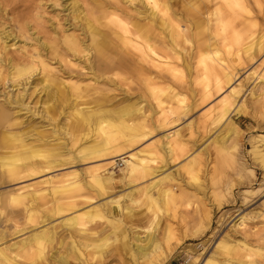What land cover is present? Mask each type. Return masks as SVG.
<instances>
[{"label":"rangeland","instance_id":"374dc122","mask_svg":"<svg viewBox=\"0 0 264 264\" xmlns=\"http://www.w3.org/2000/svg\"><path fill=\"white\" fill-rule=\"evenodd\" d=\"M240 1L245 4L248 13L232 9L221 0H170L168 4L167 16H173L182 28H187L186 34L191 42H179L175 50L178 53L174 55L181 54L187 59L189 54L194 61L199 55L197 45L203 41H216L222 58L228 59L222 46L226 44L234 57L236 50L243 45L242 41L237 44L231 39L236 32L241 34L244 43L259 41L261 48L253 59L238 51L240 60L230 62L228 67L232 80L221 93L228 94L232 87L239 86L240 89L239 107L242 113L231 115L232 122L238 127L237 149L218 148L220 142L216 137L222 138L226 134L224 125L201 124L203 112L208 106L215 105L221 94L192 105L198 97V86L176 82L163 70L160 74L170 80L156 77L158 88L165 90L166 86L172 85L183 100L180 110L183 113L168 128L177 132L176 137L181 141L177 140L182 144L172 158L162 154L153 164L155 168L161 167L162 174L169 173L173 179L168 186L174 188L176 196L173 202L166 205L162 202L154 205L148 200L144 188L153 180L151 177L134 179L123 176L121 169L124 163L119 156L114 157L115 161L107 168L112 172L113 179H108L103 185L85 183L87 170L103 162L97 157L80 159L77 153L79 142L72 144L63 130L56 132L52 129L53 124L65 122L68 106L75 96L69 98L68 94L61 93L47 96V89L35 78H30L28 84L13 88L9 82L4 84L0 80V103L19 122L13 125L14 130L36 145L42 142L58 145L65 152L67 162L57 170H44L35 175L22 172L16 180L1 177L0 243L1 246L11 244L12 255L18 253L11 264H202L226 234L229 242L247 241L249 245L263 246L264 250V164L255 160L249 151L252 146L260 144L258 134L264 133V83L256 81V75L264 70V0H259L260 7L253 0ZM79 11H92L99 17L101 22L97 27L105 31L115 45H119L112 32L116 28L104 25L107 12H117L129 24L150 22L148 11L137 0L131 3L125 0H0V74L6 73L9 63L39 57L50 64L52 73L66 79L68 85L72 82L81 85L92 83L88 78L91 75L89 66L98 67L93 49L88 51L87 61L82 53L69 52L61 43V37L71 33L82 39L84 44L88 43L82 31V13ZM215 13L228 21L223 32L216 24ZM197 19H201L202 23L195 26ZM155 23L156 26L154 22L152 24L156 27L154 43L162 54L168 50L162 38L165 32L161 26L158 27L157 21ZM52 47H56V55H51ZM187 51L190 53L186 54ZM126 52L130 58L136 59L133 50L128 48ZM107 53L112 55L111 51ZM182 62V59L176 62L181 69ZM143 67L151 71L155 69L149 64ZM157 71L155 69V73ZM113 73L118 74L113 77ZM105 76L114 78L116 84L100 82L97 85L108 89L106 94L112 97L116 108H125L144 98L145 101L141 99L140 104L145 114H150L148 104L153 102V98L146 93L140 76H134L133 71L128 69L121 72L112 70ZM68 88L63 90L68 92ZM161 96L164 100L165 94ZM118 114L110 113V117L116 118ZM147 125H151L150 118ZM41 129L45 132L39 136L37 131ZM165 129L157 127L151 135L140 139L127 151L135 152L160 140ZM77 135L80 137L81 133ZM193 157L200 162L201 168L195 179H189L184 169ZM39 161L37 157L31 159L35 166ZM74 171L82 182L81 189L77 191L73 205L63 202L59 212L55 210L53 196L47 190L38 193L34 201L30 195L17 201L7 196L10 191L25 185L39 184L60 173ZM107 173L101 172L105 176ZM112 200H118L123 210H109ZM72 216L84 224L78 226L80 231L70 227L65 220ZM241 218L243 224L237 225ZM45 228L49 231L41 237L33 236V233ZM129 231L133 232L132 238L138 237V241L147 246L148 251L155 248L145 263L133 249L124 248L123 243L129 244L132 240ZM244 235L245 238L242 237ZM37 240L44 245L39 257L35 251ZM100 243H104L102 250L95 246ZM60 256L62 258L59 259ZM220 259L216 256L215 261Z\"/></svg>","mask_w":264,"mask_h":264},{"label":"bare ground","instance_id":"6f19581e","mask_svg":"<svg viewBox=\"0 0 264 264\" xmlns=\"http://www.w3.org/2000/svg\"><path fill=\"white\" fill-rule=\"evenodd\" d=\"M125 1L131 3L136 0ZM221 1L226 6L233 7L232 9L238 8L248 13L245 4L241 3L240 0ZM253 1L260 7L259 0ZM137 2L141 3L145 10L148 11L149 23L142 24V22L136 21V23L129 24L115 11L107 12L104 15L106 20L104 25L108 24L116 28L112 32L117 37L119 45H115L110 37L108 39L107 33L97 27L101 21L92 11H79L82 13L80 20L82 31L88 38L87 44H84L82 39L79 40L78 36L72 33L61 37L62 46L67 51L82 53L87 61L89 59L88 51L93 49L98 67L95 69L92 64L89 66L91 75L88 78L93 81L92 83L88 82L81 85L80 83L72 82L68 85L66 79L56 73H52L50 64L39 57L21 63H9V69L5 74H0V80L4 84L9 82L13 88L14 86L28 84L30 83V78H35L47 89V96L60 93L68 94L69 98L75 96L68 106L65 122L53 124L52 129L56 132L57 130H63L64 133L69 135L72 144L79 142L80 148L77 153L80 159L97 157L103 162V164L91 166L87 170L85 183L87 185H91V183L103 185L108 179H113L112 172L107 171V168H109L108 165L110 163L115 161L113 160L114 157L119 156L124 163V167L121 169L123 176L134 179L151 177L153 180L144 188L145 192H147L148 200L154 202V205H157L158 202L166 205L173 202L176 196V192L173 191L174 188L168 186V183L173 179L169 173L162 174L161 167L155 168L153 164L162 154L172 158L176 154V149L182 144L181 140L177 138L178 136L176 137L177 132L170 131L168 128L178 120L179 114L183 113L180 111L183 100L180 99V93L174 90L172 85L166 86L165 90L158 88L156 77L166 80V76L160 74L163 70L167 72L170 79L176 82L198 86L199 88L196 91L198 97L194 99L192 105H195L198 101L203 103L214 95L223 93L224 86L230 83L232 74L229 72L228 67L230 62L236 61V59L240 60L238 51L246 53L250 59H253L260 50L261 45L259 41H252L249 44L244 43L241 34L236 32L231 39L237 44L242 41L243 45L236 50L235 58L229 52L230 46L228 44L222 45L228 59L222 58L219 50L220 45L216 41L210 43L203 41L197 45L199 55L194 61L188 54L190 51L186 53L188 54L187 59L182 58L181 54L174 55L176 46L179 45V42H191L186 34L187 28H182L178 21L173 19V16H167L170 0H137ZM214 4H216V1H214ZM218 10L216 8V12ZM215 16L216 24L219 25L220 30L223 32L228 26V21L218 13H215ZM155 21L158 22V27L161 26L162 31L165 32L162 38L166 46H168V50L162 54L157 51L154 43ZM153 22L155 26L153 25L152 27ZM201 23V19L194 21L195 26ZM128 48L136 53L134 54L135 60L128 56L126 52ZM108 51H111L112 55H108ZM167 51H172V53L167 54ZM50 53L51 55H56V47H52ZM180 59L183 61V69L176 64ZM89 62L92 63L91 61ZM145 64H149L153 69H158V71L155 73V69L154 71L146 69L143 67ZM126 69L132 70L134 76H140L146 93L153 98V102L148 104L150 114H145L146 112L140 104L141 99L143 100L144 98L125 108H116L117 104H113L112 97L106 94L105 90L108 89H103L97 85L100 82L115 85L114 78L105 76V74L112 70L121 72L126 71ZM113 74L112 76L116 77L118 73ZM250 74H253V72ZM256 81L264 83V70L261 74L256 75ZM66 87H70L68 92L63 90ZM162 93L165 94L164 100L161 96ZM239 94V86L230 88L228 94H221L215 105L208 106L202 114L201 124L203 126L208 124L224 125V128L227 129L226 134L222 138L216 137L217 141L220 142L218 146L220 150H225L224 147L237 149L239 145L238 127L231 120V115L242 113L239 107V101L242 96H239ZM83 98L89 100H78ZM116 112L120 113L116 118L110 117V113L114 114ZM148 118L151 120L150 126L147 125ZM18 123L17 119L0 103V179L5 176L8 179L16 180L25 171L28 175H35L44 170H57L58 167L66 165L65 152L61 147L48 142H42L38 145L32 143L22 133L14 130L13 125ZM157 127L166 128L160 140L157 139L147 147L135 152L127 151L128 148L138 144L140 139L151 135ZM44 132V129H41L37 131V134L40 136ZM77 133H81V136L78 137ZM229 141L231 143H227ZM258 141H260V144L252 146L249 151L253 154L255 160H258L263 165L264 133L258 134ZM228 144L231 145L229 146ZM35 157L40 158L38 166L31 162V159ZM200 168V162L193 157L184 171L189 179H195ZM102 171L108 172L107 175H102ZM76 176L75 171L63 172L57 177L44 179L39 184H29L10 191L7 196H10L12 201H17L19 198H25L24 196L30 195L32 201H34L38 193H44L47 190L53 196L52 200L55 210L59 212L62 210L61 205L63 202L68 206L73 205V200L77 197L75 195L81 189L82 182ZM152 190L155 193L150 192ZM109 203L111 205L109 210L112 212L119 210V208L122 209L118 200H112ZM76 218V216H72L65 218V220L70 227H75L76 230L80 231L78 226H83L84 224L76 221ZM239 224H243L242 218L237 225ZM45 231H49V229L45 228L42 231L33 233V236L35 238L41 237V234ZM129 232H131L129 233V238H132L133 232ZM242 237L245 238V235ZM138 240V237L135 236L129 241V244L125 242L123 246L124 248L133 249L145 263L155 248L148 251L147 246L141 244ZM42 243L38 240L36 241L37 248L35 251L38 257L44 247ZM1 245L2 243H0V264H11L14 257L18 256V253L12 255V251L10 252L11 244L9 246ZM95 246L102 250L104 243ZM256 246L257 244L249 245L247 241L244 242L242 240L235 242L230 240L229 242L226 234L225 238L217 242L213 253H209L202 264H264L263 246ZM216 256L217 258L218 256L221 257L218 262L215 261ZM60 258L62 257L60 256Z\"/></svg>","mask_w":264,"mask_h":264}]
</instances>
